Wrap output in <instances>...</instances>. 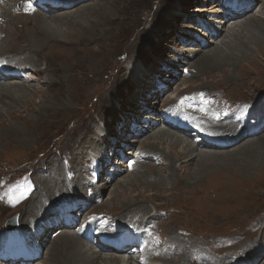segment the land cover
<instances>
[{"label": "rangeland", "instance_id": "1", "mask_svg": "<svg viewBox=\"0 0 264 264\" xmlns=\"http://www.w3.org/2000/svg\"><path fill=\"white\" fill-rule=\"evenodd\" d=\"M33 1L35 0H29V2ZM95 1L104 5L113 2V0ZM120 3L118 4L127 8L124 15H128L129 21L120 23L118 43L113 46L111 53L104 57L103 61L107 69L103 72L100 70L101 73H98L99 83L93 84L94 76L90 71H86L83 79L74 87L77 96L70 102L71 110H57V114L55 113L54 117L50 115L49 120L46 121H38L35 118L37 115L30 114L28 124L24 123L25 121L8 120V124L12 123V127L0 126V228L11 221H16L17 227L26 233V237L23 235V246L31 251L38 248L40 250V257L33 260L31 264H46V259L41 257L45 256L47 249L62 233L59 229L66 227H55V231L49 236L47 234V238H40L42 243L39 244L37 243L39 239L37 226L48 227L49 224L54 223L58 216L54 208L56 202L63 198H76L90 206L89 210L86 209L88 212L96 215L119 216L123 212V209H120L123 206H120L118 201H108V199L116 193V189L120 188V182L127 181L130 186L132 180L143 175L142 171L155 169L161 170L160 173L165 176L166 196L150 195L160 190L156 187L138 189L144 191L141 193L144 196L141 197L137 196V193H140L138 190L131 193L126 190V193L132 196L130 200L132 202L143 201L145 206L155 204L160 216L159 221L156 220L160 226L159 232L165 231L169 240L176 241L177 236L185 242L190 238L200 241L199 248L193 250L196 252L189 258L190 264H264V178L254 183L245 181L246 184L241 185L240 172H238L241 166L229 167L214 171L211 176L202 181L203 183L201 182V186H193L188 190L184 185L182 190L178 173L169 174L168 167L165 172L162 170L166 167V162H162L161 157L157 160L155 157L146 159V161L144 158L143 162L146 164H143L145 167L139 171V174L138 171L128 172L124 168L126 162L122 163L118 159L122 156L119 155V150L128 160L134 159L130 154L133 150L137 153L140 148L148 150L153 146L163 152L164 145L146 143L141 147L142 142L131 143L130 140L133 138L142 141V138L149 135L146 132L142 133L141 137H137L136 126L139 124L141 126L139 129L144 130L147 127V125L144 127L147 119H142L145 118L143 116L161 115L159 112L165 105L172 103L175 99H183L185 95L180 96V94L188 93L192 89L201 88L202 91L199 92H205L209 97L213 96L212 98L218 103L224 101V106L250 101L249 104L253 110L251 119L253 122L258 121L256 117L264 113V74L254 73L255 75L248 82L249 85L241 86L242 83L234 78H239L238 69L235 73L226 71V68L218 69L217 72L210 74L207 71L204 65L207 51L214 49L215 43L226 37L228 26L234 23V21L228 23L226 16L229 11L220 6L219 0H127ZM262 3L264 0H257L253 10L250 9L252 3L236 4L241 12L248 13L249 16H244L246 19L256 14L257 7ZM12 5L15 7L16 4L13 2ZM12 5L1 4L3 8L10 11ZM81 6L80 3L77 4L78 8ZM65 11L69 10L60 12ZM36 13L39 14V11ZM46 13L50 15L51 12ZM262 13L264 16V11ZM17 15L22 14L19 12ZM23 16H33V14ZM1 17L5 20L3 15ZM35 22L36 20H32L25 24L33 27ZM23 24L18 23L16 27H22ZM1 26L0 32L3 27ZM232 26L235 25L232 24ZM235 32L238 33L237 30ZM215 33H218L217 37ZM5 38L6 36L2 33L0 39ZM130 68L132 70L129 74ZM28 76L30 73H24L21 79L24 80V77ZM228 76L233 78L230 79ZM34 79L38 78L18 80L15 83L16 86L26 90L36 88L46 91V85L42 84V80ZM0 83L8 82L2 80ZM155 90H164L160 97L166 102L150 99ZM165 93L168 94L163 96ZM177 95L178 97L175 98ZM42 100L41 96L34 98L36 104ZM148 101L151 103L149 104ZM210 104H212L211 108L195 104V111L197 112V106L204 110L208 108V110L221 111V108H218L220 105L213 102ZM149 106L154 109H148ZM24 114L23 112V117ZM160 127L168 130L163 124ZM251 132V130L246 131L248 134ZM98 133H100L99 139L105 141L106 145L95 144L94 138L98 137ZM246 133L244 141L259 137L251 146L255 147L258 144V147L262 146L260 149L263 150L264 133L255 136H246ZM179 136L192 143V140L185 136L181 134ZM146 140L147 138L144 141ZM186 144L184 143L183 146ZM196 147L198 150L218 151L212 148L208 150L202 145ZM115 148L118 150L114 151ZM106 149L109 155L105 159L108 161L107 166L102 171L99 170L102 178L94 185L91 183L92 178L89 172L86 171L85 163L88 161L92 163V152L98 154L100 162H105L103 159ZM238 150L231 153L237 154ZM164 152L166 153L167 150ZM249 158H243V160L250 162ZM63 163L67 166L64 167ZM260 166L264 168V162ZM152 180L153 176L147 178V181L151 183ZM52 181L66 185L79 182L85 186L84 193L71 190L60 194L52 190L53 188H47ZM88 189L93 191L94 195L91 196ZM17 193H23V198L19 200L18 205L10 206L9 203H17L10 198ZM51 195L55 197L47 201L46 209L42 214L27 220L23 218L22 214L29 212L31 207L39 202L40 197V200L44 201L43 199L46 200ZM87 197H95V200L85 201ZM128 201L122 204L125 205ZM81 211L84 212L83 209ZM47 219L53 220L48 223ZM170 227H175L176 235L166 231ZM150 229L152 236L154 230L152 227ZM68 232L76 234L71 228ZM200 239L207 242H202ZM85 241L87 242L86 238ZM159 246L166 249L165 240H162ZM113 254L109 250L102 252V255L107 258ZM179 255V250L175 249L168 251L165 258L169 257L167 261H174ZM186 263L188 264L185 260L184 264ZM0 264L3 263L0 262ZM130 264L138 263L132 260Z\"/></svg>", "mask_w": 264, "mask_h": 264}, {"label": "bare ground", "instance_id": "2", "mask_svg": "<svg viewBox=\"0 0 264 264\" xmlns=\"http://www.w3.org/2000/svg\"><path fill=\"white\" fill-rule=\"evenodd\" d=\"M50 1L52 3L56 2L62 4L59 7H51L43 3V5L47 6L49 11L52 13H50V15H46L48 13L39 11V14L34 13L33 16H23L17 15L14 11H10L6 8V10L1 13V16L3 15L5 20L2 19L0 23V25L3 26H1L2 28L0 36L3 33L6 38L0 39V61H3L7 65L11 66L6 72L17 70L22 74L30 73V76L24 77L26 80L38 78L42 80V84L46 85V91H43V89L37 90L36 88L32 90H26L21 86H16L15 82L22 80L21 77L14 75L8 76L6 75L8 74L6 72L0 73V81L6 80L8 82L7 84L0 83L1 127H12V123H9L11 124L9 125L8 120H11V122L25 121L24 123L28 124L30 123V120H28L30 114L37 115L35 118L38 119V121H46L49 120L48 117H50V115L54 117L55 113L57 114L58 112L57 110L65 111L70 109V102L77 96L75 94L77 92H74V87H76V84L83 79L86 71H90L94 76L93 84L99 83L100 77L97 76L98 73H101L100 70L103 72L104 69H107L104 63L105 61H103L104 57H107L108 54L111 53L113 46L118 43L117 35H119L118 32L120 23L123 21L127 23L129 21V18L127 17L128 15H124V12H126L127 8H125L124 5L118 4L119 2H121L120 4L124 3L125 1L127 2V0H113V2H110V4L106 5L100 4L95 0ZM256 1L257 0H238V3H252V7L250 9L253 10L255 8ZM71 3H73V5L70 6ZM79 3L82 6L78 8L77 4ZM64 5H67L68 7L64 8ZM257 8L256 14L251 15L246 19L244 16L248 15L247 12L235 13L229 11L230 14L227 13L226 18L228 19V23L234 21L232 24L235 26L233 27L232 24H230L228 26L229 30L227 31L226 37L222 38L220 41H217V43H215L214 49L207 51V56L205 57L206 63L204 65L206 66L209 74L211 72H215L218 69L225 68L226 71L230 70L232 73H235L238 69L240 72L239 78H234L242 83L241 86L249 85L248 82L250 81V78L253 77V75H260L261 73L264 74V16L262 15V12L264 11V3H262V5ZM0 9H3L1 4ZM66 9L69 11L60 12L61 10ZM57 12L59 14H54ZM32 20H36L33 27H29L27 24H25ZM18 23L24 24L22 27H16ZM236 30L238 33L235 32ZM217 36L218 33L216 34V37ZM108 66L109 65H107V67ZM131 70L132 69L130 68L129 74L131 73ZM229 78L232 79L233 77ZM25 79L22 81H25ZM22 84L24 85V83ZM195 90L202 91L201 88H196ZM195 90L192 89V91ZM192 91L188 93H181L180 96L190 94ZM163 92L164 90H155L150 99L153 101L156 100L158 102H166L165 99L161 100L160 97V94H163ZM167 94L168 93H165L163 96ZM36 96H41L43 98V100L39 101L38 104L34 102V98ZM177 97L178 95L175 98ZM166 99L168 101L170 100L168 98ZM149 102L150 101H148V103ZM247 103H250V101ZM149 107L148 109H154L151 106ZM23 112L25 113L24 117L22 115ZM143 117L145 118L142 119H147V121L144 122V127L146 125L147 127L145 129L142 127L144 130H141L139 129L141 126L137 124L138 126H136V135L137 137H141L140 135L142 133L144 134L148 132V137L145 136L144 139L142 138V141L135 140L133 138L130 140V142L139 144L142 142L141 147L145 146L146 143L161 146L164 145L163 149L167 150V152L165 153V150L161 152L157 150L156 147L152 146L153 148L150 147L148 150L140 148L137 150V153L133 151L130 154L131 157L139 158L141 156L140 158L146 159L155 157L156 160L161 157V161L166 162V167H164L162 170L165 172L168 167L169 174L178 173L179 181L181 182L179 185L181 186L182 190L184 185L188 190H190V188L193 186H201V182L211 176L214 171L218 169H228L229 167L241 166L238 171L240 172L241 185L246 184L245 181H247V183H254L264 178V168L260 166L261 163L264 162V147L262 150L260 149L262 146L258 147V144L255 145V147L251 146L259 137L244 141L246 139L244 138L246 131H244L243 128L237 130V124L234 125L232 129H226L227 125H222L220 127V129H223L224 131L233 132L231 137L225 139V141H233L234 143L228 145L225 147V149L223 147L214 148V150L218 151L212 152L198 150L193 142L191 143L186 139H182L179 136V133L169 129L167 130L161 128L162 126L160 127V125L163 124L161 115ZM206 118L207 117H205V119ZM256 118H258V121H256L258 125L264 124V113L262 115H258ZM256 122H254V124ZM230 124H232V122H230ZM262 132L264 133V125L261 127L260 131L254 133L253 136ZM97 135L98 137L94 138L95 144L99 143L106 145L105 141L99 139L100 133ZM246 136H249V134L246 133ZM146 138L147 140L144 141ZM238 139L241 140L238 141ZM184 143H187L186 146H183ZM236 149H239V153L232 154L231 152L235 151ZM91 157L93 159L99 158L98 154L94 152L91 153ZM248 157H250V162L243 160V158ZM181 163H183V165H181ZM126 164L124 165L125 169H127ZM143 164L145 165L146 163L139 160L135 161V167L132 172L138 171L139 174V171L143 170L142 168L145 167ZM155 171V169H147L142 171L143 175H139L138 179L132 180L130 186L129 182L127 181L120 182V188L116 189V193L112 194L108 201H118L119 205L123 206L120 208L123 209V212L119 214V216L112 215V223L115 222L117 228L131 225L134 228L138 227V229L149 226L153 228L155 231L156 240L149 242V248H147L146 252L145 248L143 252L144 255L140 257V264H184L185 260L188 262V264H190L189 258L194 255V252H196L193 250L199 248L198 245L200 241H197L196 238H194L196 240L190 238L185 242L184 239H181L177 236L176 241L169 240V237L166 236L165 231L159 232L160 226L157 224V221H159L160 216L158 214L157 208L154 206L155 204L151 206H145L143 201L132 202L130 201L132 196L129 193H126V190L131 193L136 192L138 189H144L145 187H156L160 190L150 195L166 196V192H164V187L166 185L164 182L165 176L160 173L161 170ZM258 172L262 174H257ZM150 176H153L152 183L147 181V178H150ZM155 178H157L156 181ZM48 187L53 188L52 190H56L60 194L71 190L74 192L84 193L85 188V186L79 182L66 185L63 183H56V181H52L50 185L47 186V188ZM139 192L140 193H137L138 197L144 196L141 195V193L144 191L140 190ZM53 197L55 196L51 195L47 197L46 200L43 199L44 201H41L40 197L39 202L32 206V209L29 212H24L22 214L23 218L27 220L31 219L32 216L38 217L39 214H42L43 211H45L47 201H50ZM94 199L95 197H87L85 201L90 202ZM125 200L129 201L127 204L123 205L122 203L127 202ZM82 207L83 206L80 205L76 212H82ZM56 215H58V213H56ZM55 220H57V217ZM37 228V237L39 238L37 243L39 244L42 243V240L40 239L41 237L47 238L55 231V227L50 229L48 227L38 225ZM29 230H33V228H29ZM84 230V234L79 236L75 233H69V228L59 229V231L62 233L59 234L58 239L54 241V243H52L47 249L45 256L41 258L46 259V264H130V261L132 260L135 262L138 261V258L135 256L139 255H131V248L125 251L117 252L107 246H103L102 249H99L97 245L87 243L84 236H88V233L86 229ZM166 231L170 234H175V227H170L169 229H166ZM162 240H165V251L163 247L160 246V256L151 257V252L154 253L157 251L155 248ZM200 240L202 242H207L203 241V239ZM134 247H137V245ZM174 247L176 251L179 250L180 255L178 258L174 259V261H167L168 257L166 259L165 256L168 254V251L171 252L172 250H175ZM108 250L114 253L113 256H110L109 258L102 255L103 251ZM162 250L163 253L161 252ZM33 251H37V249H34ZM35 254H37V252H35ZM32 262L33 261L27 262V260L20 258L17 264H31Z\"/></svg>", "mask_w": 264, "mask_h": 264}, {"label": "water", "instance_id": "3", "mask_svg": "<svg viewBox=\"0 0 264 264\" xmlns=\"http://www.w3.org/2000/svg\"><path fill=\"white\" fill-rule=\"evenodd\" d=\"M15 227V226H14ZM12 228V227H11Z\"/></svg>", "mask_w": 264, "mask_h": 264}]
</instances>
